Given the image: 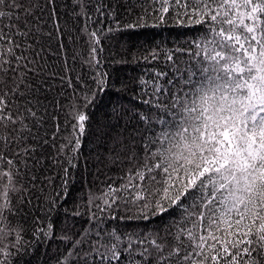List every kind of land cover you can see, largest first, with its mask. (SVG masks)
I'll use <instances>...</instances> for the list:
<instances>
[{
	"label": "snow or ice",
	"instance_id": "obj_1",
	"mask_svg": "<svg viewBox=\"0 0 264 264\" xmlns=\"http://www.w3.org/2000/svg\"><path fill=\"white\" fill-rule=\"evenodd\" d=\"M0 264H264V0H0Z\"/></svg>",
	"mask_w": 264,
	"mask_h": 264
}]
</instances>
